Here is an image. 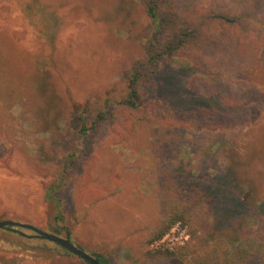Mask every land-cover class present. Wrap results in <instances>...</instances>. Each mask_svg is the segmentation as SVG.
Here are the masks:
<instances>
[{
	"label": "rangeland",
	"instance_id": "1",
	"mask_svg": "<svg viewBox=\"0 0 264 264\" xmlns=\"http://www.w3.org/2000/svg\"><path fill=\"white\" fill-rule=\"evenodd\" d=\"M186 31L173 18L160 27L138 0H0V220L62 237L68 227L71 241L104 264H142L137 256L151 248L146 238L164 215L159 193L171 173L211 238L232 246L264 241L263 94L244 109L219 112L208 107L212 98L190 63L163 56L143 81V99L160 115L201 128L145 120L130 135L105 126L90 131L80 147L74 143L78 111L124 100L127 70L148 42L165 47ZM256 83L264 89V64ZM261 114L246 128H215ZM74 149L80 150L58 220L46 187ZM17 229L25 236L0 228V264H87L34 231ZM188 231L195 241L209 234Z\"/></svg>",
	"mask_w": 264,
	"mask_h": 264
},
{
	"label": "trees",
	"instance_id": "2",
	"mask_svg": "<svg viewBox=\"0 0 264 264\" xmlns=\"http://www.w3.org/2000/svg\"><path fill=\"white\" fill-rule=\"evenodd\" d=\"M138 1L160 27L164 20L173 18L184 23L187 31L165 47H158L155 40L148 42L145 54L135 59L127 70L128 94L124 100L117 105L108 102L100 110L89 106L78 111L82 124L74 136V143L77 142L79 147L85 143L90 131L102 130L105 126L126 135L134 133L145 120L171 126L202 127V124L195 122L162 116L143 99V81L155 75V63L163 56L187 60L198 74L195 79L212 98L208 107H214L219 112L244 109L251 103L253 96L264 95V89L256 83V75L264 64V0ZM47 42L50 55L53 56L55 37L47 38ZM219 105L226 110H220ZM258 110L261 113L264 105ZM259 118L262 120V114L249 118L247 121L250 122H225L217 124L215 128L226 131L246 128L257 124ZM78 150L74 149L67 156L61 170L46 187L45 199L55 207L58 220L64 219L66 199L62 195L69 182V167L78 156ZM159 202L164 215L145 243L160 239L177 222L188 226L193 237L196 234H209L200 235L196 241L192 238L174 250H142L137 256L139 263L153 264L163 259H173L185 261L186 264H264V241L258 238H255L256 242L238 246H232L221 238H211V231L202 226L197 207L189 197L182 195V189L171 173L166 175L163 182ZM8 229L25 236L17 228ZM66 229V238L72 240L71 230L68 227Z\"/></svg>",
	"mask_w": 264,
	"mask_h": 264
},
{
	"label": "water",
	"instance_id": "3",
	"mask_svg": "<svg viewBox=\"0 0 264 264\" xmlns=\"http://www.w3.org/2000/svg\"><path fill=\"white\" fill-rule=\"evenodd\" d=\"M9 227H16V228H27L30 229L36 234L44 239L51 240L64 248H66L68 251L72 252L73 254L79 256L83 260L89 262L90 264H104L101 262L100 259L97 257L91 255L90 253L84 251L79 246L75 245L71 240H69L66 237H62L60 235L47 232L40 227L33 225L31 223L22 222L18 220H12V219H6V220H0V228H9Z\"/></svg>",
	"mask_w": 264,
	"mask_h": 264
},
{
	"label": "built area",
	"instance_id": "4",
	"mask_svg": "<svg viewBox=\"0 0 264 264\" xmlns=\"http://www.w3.org/2000/svg\"><path fill=\"white\" fill-rule=\"evenodd\" d=\"M190 240L188 227L182 222H177L163 237L154 240L151 250H174L176 247L185 245Z\"/></svg>",
	"mask_w": 264,
	"mask_h": 264
}]
</instances>
